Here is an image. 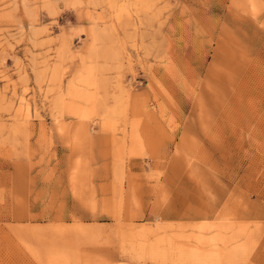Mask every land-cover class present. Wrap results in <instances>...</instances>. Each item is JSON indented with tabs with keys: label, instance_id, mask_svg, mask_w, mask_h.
<instances>
[{
	"label": "rangeland",
	"instance_id": "374dc122",
	"mask_svg": "<svg viewBox=\"0 0 264 264\" xmlns=\"http://www.w3.org/2000/svg\"><path fill=\"white\" fill-rule=\"evenodd\" d=\"M0 264H264V0H0Z\"/></svg>",
	"mask_w": 264,
	"mask_h": 264
}]
</instances>
